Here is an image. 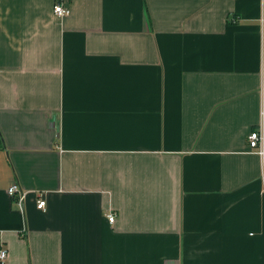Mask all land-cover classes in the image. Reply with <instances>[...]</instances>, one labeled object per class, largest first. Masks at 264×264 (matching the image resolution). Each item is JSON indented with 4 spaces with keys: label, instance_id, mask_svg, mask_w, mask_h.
Wrapping results in <instances>:
<instances>
[{
    "label": "crops",
    "instance_id": "obj_1",
    "mask_svg": "<svg viewBox=\"0 0 264 264\" xmlns=\"http://www.w3.org/2000/svg\"><path fill=\"white\" fill-rule=\"evenodd\" d=\"M54 3L0 0L1 264H264V0Z\"/></svg>",
    "mask_w": 264,
    "mask_h": 264
},
{
    "label": "built area",
    "instance_id": "obj_2",
    "mask_svg": "<svg viewBox=\"0 0 264 264\" xmlns=\"http://www.w3.org/2000/svg\"><path fill=\"white\" fill-rule=\"evenodd\" d=\"M70 0H55V3L53 5V12L58 17H64L69 15L70 9L68 6V2ZM248 150L251 153H255L257 155L262 156L264 154V127L262 124L258 125L254 129H252L246 137ZM7 193L11 196V198L14 199V201L17 203L19 208L23 207V201L26 197V192L21 189V187L17 183L11 184L8 189ZM46 202L44 199H38L36 201V207L38 209H45ZM108 221L113 222L115 215L113 213H109L108 215ZM7 258V250L4 246H0V264L4 263Z\"/></svg>",
    "mask_w": 264,
    "mask_h": 264
}]
</instances>
